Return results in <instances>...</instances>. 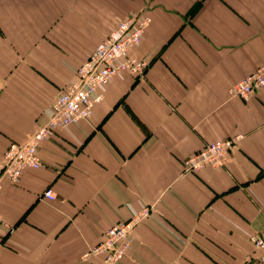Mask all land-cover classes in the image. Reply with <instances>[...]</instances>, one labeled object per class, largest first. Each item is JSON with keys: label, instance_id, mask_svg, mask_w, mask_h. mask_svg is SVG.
I'll list each match as a JSON object with an SVG mask.
<instances>
[{"label": "crops", "instance_id": "0c3cea01", "mask_svg": "<svg viewBox=\"0 0 264 264\" xmlns=\"http://www.w3.org/2000/svg\"><path fill=\"white\" fill-rule=\"evenodd\" d=\"M150 17L88 119L49 134L43 165L0 195V264H97L83 255L149 208L119 264H243L264 255V0H0V158L27 140L77 68L118 23ZM239 136L226 166L185 171L208 141ZM52 188L53 200L44 196Z\"/></svg>", "mask_w": 264, "mask_h": 264}, {"label": "built area", "instance_id": "2783aa9c", "mask_svg": "<svg viewBox=\"0 0 264 264\" xmlns=\"http://www.w3.org/2000/svg\"><path fill=\"white\" fill-rule=\"evenodd\" d=\"M149 22L150 17L141 12L121 20L77 68L74 80L64 86L52 103L47 121L27 140L10 143L0 158V195L4 180L17 182L26 169L43 165L39 146L49 134L92 115L94 106L103 98L100 88L107 85L113 76L126 70L137 77L146 74L149 62L132 56L131 50L141 42ZM263 86L264 68L260 67L234 83L230 93L248 99ZM238 141L239 136L236 135L206 142L183 161L184 170L197 171L206 165L226 166ZM44 196L53 200V189H46ZM148 214L149 208L146 207L128 220L114 223L83 256L87 259L97 258V264H119L134 240L136 225ZM250 241L256 250H264V229L250 235ZM243 264H264V255L255 261L248 259Z\"/></svg>", "mask_w": 264, "mask_h": 264}]
</instances>
